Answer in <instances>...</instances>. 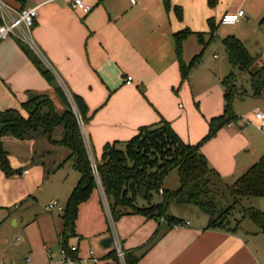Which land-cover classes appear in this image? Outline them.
Instances as JSON below:
<instances>
[{"label": "crops", "instance_id": "obj_1", "mask_svg": "<svg viewBox=\"0 0 264 264\" xmlns=\"http://www.w3.org/2000/svg\"><path fill=\"white\" fill-rule=\"evenodd\" d=\"M3 1L15 9L37 8L33 39L58 87L70 96L80 97L87 107L88 121L83 125V131L91 160H94L91 147L99 156L106 143L129 140L140 127L162 119L169 123L184 143L196 144L207 134L209 120L223 114L224 87L221 82L225 77H218L217 84L214 78L212 81L208 78L203 92L195 90L188 82L189 75L181 82L174 33L185 29L192 33L182 45V59L186 64L201 54L192 69L201 62L207 47L216 39L223 48L219 51L222 53L223 50L224 61L229 64L222 42L228 36L238 39L249 55L256 58V67L264 68V0H217L211 8L207 0H170L172 6L181 8V21L172 10H165L162 0H135V3L130 0H82L92 7L88 14L72 11L69 7L71 0ZM240 10L244 12V17L237 24L228 26L220 23L225 14ZM208 21L214 27L212 35ZM243 25L252 27L251 37L243 34ZM195 34H203V45ZM213 57L218 59L217 55ZM127 76L132 78L130 85L125 84ZM250 82L252 95L249 97L254 100L264 97V88L255 95L251 77ZM29 92L47 95L53 104L57 101L64 111L54 88L40 75L21 46L11 39L0 41V110L19 108ZM107 96H110L111 107H98ZM235 96H247V93L237 92ZM193 105L197 106V110ZM256 110L264 112V107L260 109L256 106ZM106 116H109L108 119ZM237 118L236 122L219 129L200 148L208 165L229 184L242 176L264 153V131L258 143L252 135L251 127L254 126H246L241 117ZM59 128L62 131L61 126L54 130ZM37 134L24 140L3 137L2 144L8 151L9 147L20 148L22 161L32 160L30 146L38 144L46 157L51 155L50 148L61 147L50 144L44 138L37 140ZM60 138L54 137V141ZM19 171L23 188L9 190L5 197L14 203L19 201L22 207L29 204L35 190L28 170ZM38 176L46 178L45 175ZM165 180L164 189L178 188V177L177 187L173 189L166 187ZM4 181L0 171V184ZM74 186L65 188L60 196L65 203ZM92 193V202L82 209L89 211V215L93 213L97 222L95 230L87 235L75 226V234L79 237L77 256L79 259L87 257L80 250L81 241L86 240L98 258L97 264H118L112 255V244L110 247L100 246L102 240L110 237L104 194L99 186ZM3 197L0 195V200ZM263 205L259 200L255 203L259 210ZM46 207L50 215H35L33 218L36 239L23 226L24 213L14 215L15 212L7 210L0 214V220L4 216L0 226L8 220L14 227L9 226L0 234V258L6 264H21L30 254L32 264H47L53 259L54 253L48 256L46 248L47 245L60 246L62 220L61 214H53ZM14 208L17 212L20 207ZM170 210L172 213H169ZM167 215L181 220V223L170 225L165 219H147L133 214L114 222L124 250L133 257L140 256L135 264H264V235L257 229H238L236 233L207 229L208 216L191 205L172 203ZM10 232L11 235H8ZM15 234L18 236L14 244L12 239ZM155 234L156 240L143 253V246ZM75 264L83 263L79 261Z\"/></svg>", "mask_w": 264, "mask_h": 264}, {"label": "trees", "instance_id": "obj_2", "mask_svg": "<svg viewBox=\"0 0 264 264\" xmlns=\"http://www.w3.org/2000/svg\"><path fill=\"white\" fill-rule=\"evenodd\" d=\"M216 1L207 0V4L211 8ZM162 3L167 12L172 10L181 21L180 7L172 6L170 0H162ZM208 22L212 35L214 27L211 21ZM191 34L188 29L173 34L181 82L187 79L190 70L201 57V54L195 56L188 64L182 59L183 42ZM195 35L203 45V34ZM222 42L229 64L247 72L253 81L254 94H259L264 88V68L256 67V58L249 55L244 45L234 36H228ZM16 43L40 75L54 88L65 109L58 114L47 95L29 92L19 110H0V169L6 175L12 174L8 153L2 144V138L6 136L24 140L40 132L50 144L70 151L66 161L79 173V178L61 213L60 246H67L69 240L76 236L78 208L98 187V181L114 222L122 216L133 214L147 219H165L170 225H178L181 220L167 215L170 204L175 203L195 206L204 212L208 216L207 229L236 233L241 221L248 219L264 235V213L256 206H251L255 199L264 198V153L242 176L229 184L208 165L200 151L202 145L214 137L219 129L238 120L232 110V102L238 91L234 73H230L221 82L224 87L223 114L209 120L208 132L198 143H184L169 123L162 119L155 124L140 127L129 140L106 143L99 160H91L79 126V120L83 125L88 121L84 101L71 95L76 114L52 72L28 47ZM58 126L62 127V135L59 141H54L52 134ZM172 170L177 172L178 188L166 190L162 185ZM155 196L159 197V202H154ZM245 202L250 205L247 206ZM235 211L239 213L240 219L234 217ZM156 236L143 246V253L151 247ZM139 257L126 252V263L135 264Z\"/></svg>", "mask_w": 264, "mask_h": 264}, {"label": "rangeland", "instance_id": "obj_3", "mask_svg": "<svg viewBox=\"0 0 264 264\" xmlns=\"http://www.w3.org/2000/svg\"><path fill=\"white\" fill-rule=\"evenodd\" d=\"M250 27L251 26H245V25L241 27V29L243 30V34L248 35V37H251ZM220 44L221 43L218 39H216L215 42H212L209 44L206 51L202 55L201 62L196 66V68L192 69V71L190 72L188 82L195 88V90H200L201 92H203L204 91L203 88L205 86L204 83H206L208 78H209L208 79L209 81H212L211 79L214 78L215 83L217 84V82L219 81L218 77L222 79L228 76L229 73L233 72L236 76L234 82L238 90L237 92H240L243 95L247 93V96H241V97L235 96L234 97V100L232 102L233 103L232 104L233 113L237 117L239 118L241 117L242 119L251 117L253 115V112L256 106H258L260 109L264 107V104H263L264 97H261V99L259 100H254L251 97H249L252 95L249 74L247 72L239 70L238 68H233L232 66H230L228 63L224 61L225 57H224L223 50H222V53L219 51V48H222ZM214 55H217L218 57L217 60H215V58L213 57ZM64 94L66 98L68 99V102L71 108L75 111V107H74L71 96L65 91H64ZM242 99H244V101H242ZM110 101H111L110 96H107V98H105V100H103L101 104H98V107L101 108V107H104L105 105L110 108L111 107ZM190 102L191 104H193L192 101ZM195 106L193 105L194 109H195ZM17 109L18 110L20 109V105H19V108ZM54 109L56 113L58 114H61L63 112L62 108L58 105L57 101H54ZM108 117L106 116L107 119ZM80 122L81 121L79 120V126L82 132V136H83L85 145H87L86 147L88 148V141L84 134V131L82 128L83 126L80 125L81 124ZM110 122L112 123V121ZM251 129L253 130V131L251 130L253 132L252 135L256 138L257 141L260 140V138H263V131L258 130L256 127H251ZM137 130L135 131L134 134H136ZM184 131H186V126H184ZM61 132H62L61 128L54 130L52 134V139L54 140V137H60ZM36 133H38L36 136L37 140L38 139L41 140L42 138H44L47 141V138L44 135H42L40 132H36ZM6 138L11 139V140L14 139L10 136H6ZM9 149L10 151L4 148V150L8 153V164H9L10 170L12 171V174L6 175L0 169L5 179V181L0 184V195H4L3 199L0 200L1 201L0 214H4L5 211L7 210H10V212H15L14 215H19L21 213H24L22 214L23 215L22 217L23 226H25L29 234L36 239L37 230H36V224L33 221V218L35 217V215H38V217L40 215H46V216L50 215V212H47L45 210V207L49 204V202L52 199L57 200L58 206L61 208H64L65 202L62 198H60V196L62 197L65 188H67L70 185L74 186L76 184L79 178V173L73 170L71 163L69 161H66V158L69 154V150L65 147L50 148L49 150L51 151V155L46 157L42 153L41 147L38 144L32 147L30 146L29 150L32 151V156H31L32 160L30 158L25 161L21 160L22 153H21L20 148H13V147L10 148L9 147ZM91 149H92V155H93L94 160H99L101 154L99 156H96V151L94 150V148L91 147ZM19 169L28 170V172L30 173V176L32 177L33 185H34L33 187L35 190L31 194L32 199H30L29 204L26 206L23 205L22 207L19 206V201H16L14 203L12 199H8L7 197H5L7 191L20 190L23 188V182L22 180H20L21 173ZM14 175H16V178H13ZM38 175H43V176L45 175L46 178L42 179L43 177H40ZM165 185L166 187H169L170 189L177 187L176 170H172L168 174L165 180ZM94 194H97V193H94ZM92 198H93V193L90 195L89 199L86 202H84L83 207L78 208L76 227L79 228L81 232L85 233V235H87V233L91 234L93 230H95V225L97 222L96 217L95 215H93V213L89 215V211H84V209H82L85 206H89L90 202H92L93 200ZM105 200L106 199L104 198V201ZM158 200L159 198L155 197L154 202L156 203L158 202ZM258 200H259V203L264 204V198H261ZM258 200L255 199L253 203H251V206L255 207V203L258 202ZM245 204L247 206L250 205L248 202H245ZM15 206L17 208L20 207L18 208L19 210L17 212L14 208ZM262 209H264V205ZM52 211L53 212L51 213L53 214H61V211H59L57 207H55ZM262 211L264 213V210ZM169 213H172L171 210L169 211ZM233 215L236 219H240V215L237 211H235ZM106 217H107V222H108L107 214H106ZM1 219L3 220L4 216ZM2 220H0V222ZM6 222L7 223H5L4 225L3 223L1 224L0 234H2L4 230H7L9 226L12 229L14 228L11 221L7 220ZM245 228L256 229L253 223L248 219H244L241 221L239 229L240 231H242ZM7 234L11 235V232ZM17 236L18 235L16 234L13 235L12 243L14 244L16 243L15 241H16ZM75 244L76 242L73 239L69 240L68 245L71 246ZM47 248L50 249L55 255L52 260L47 261V264H56L59 261L60 246H58L57 244L53 245V247L47 245ZM80 250L84 255H87V253L89 252L90 247L88 246V243L86 240L81 241ZM29 256L32 258L31 254ZM0 264H6V262L2 260V258H0Z\"/></svg>", "mask_w": 264, "mask_h": 264}, {"label": "built area", "instance_id": "obj_4", "mask_svg": "<svg viewBox=\"0 0 264 264\" xmlns=\"http://www.w3.org/2000/svg\"><path fill=\"white\" fill-rule=\"evenodd\" d=\"M130 2L135 3V0H130ZM69 7L74 12L80 11L84 14H88L92 10V7L86 5L82 0H71ZM37 16L38 13L36 7L15 9L8 5L5 1L0 0V41L11 39L15 42H19L28 47L43 62L42 54L39 51L32 35V30ZM243 17L244 12L240 10L233 14H225L222 16L220 23L223 25L233 26L237 24ZM131 82L132 78L127 76L125 84L130 85ZM242 120L244 125H252L258 130L264 131V112L256 110L253 112L251 117L244 118ZM80 123V125L83 126L82 122ZM24 173L27 172L25 171ZM98 185L100 187L99 181ZM104 204L106 206L108 216V232L112 239L114 256L118 264H127L125 258L126 251L124 250L122 242L116 233L114 221L110 215L106 200L104 201ZM55 207H57L59 211L63 210V208L58 206L57 201L54 200L47 205L46 209L48 211H52ZM72 239L76 242L75 245H67L65 247L60 246L59 261L56 264H75L79 261L83 264H97L98 258L95 256L92 250H89L85 259H79L77 256L79 250V237L74 236ZM46 253L48 256L53 255L52 251L48 248H46ZM21 264H32L31 257L26 256Z\"/></svg>", "mask_w": 264, "mask_h": 264}, {"label": "water", "instance_id": "obj_5", "mask_svg": "<svg viewBox=\"0 0 264 264\" xmlns=\"http://www.w3.org/2000/svg\"><path fill=\"white\" fill-rule=\"evenodd\" d=\"M111 244H112V239H111V237H108V238L102 240V242L100 243V246H102V247H110Z\"/></svg>", "mask_w": 264, "mask_h": 264}]
</instances>
